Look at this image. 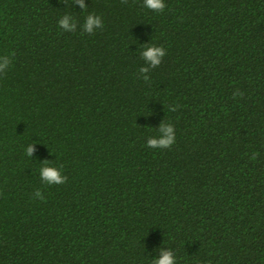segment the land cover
Instances as JSON below:
<instances>
[{
	"label": "trees",
	"instance_id": "1",
	"mask_svg": "<svg viewBox=\"0 0 264 264\" xmlns=\"http://www.w3.org/2000/svg\"><path fill=\"white\" fill-rule=\"evenodd\" d=\"M143 2L0 0V264H264V0Z\"/></svg>",
	"mask_w": 264,
	"mask_h": 264
},
{
	"label": "clouds",
	"instance_id": "2",
	"mask_svg": "<svg viewBox=\"0 0 264 264\" xmlns=\"http://www.w3.org/2000/svg\"><path fill=\"white\" fill-rule=\"evenodd\" d=\"M79 2L81 9L86 10L87 6L83 3V0H76ZM128 0H122V3H127ZM143 6L147 9L162 13L166 7L164 0H144ZM60 28L65 32H75L77 29V23L73 16L65 14L59 21ZM103 22L101 17L95 14H89L85 18V22L82 26V30L86 33L92 34L97 28H102ZM146 47L141 52V58L145 61V65L139 69L143 79L149 81V75H147L151 69L158 67L161 64L162 58L166 55V50L163 46H155L145 44ZM12 63L9 55L0 56V74H5ZM237 95L243 96V93L237 91L233 93V98ZM176 107L169 106V111H175ZM159 133L156 137H149L147 139V147L152 149H170L175 143V129L174 126L169 122H163L157 128ZM34 152V143L29 144L26 148V155L31 157ZM252 159H256V155L253 154ZM40 168V178L44 184L47 185H61L67 182V176L61 174L60 168L49 165V161L45 160ZM35 199L44 200L43 193L38 189L34 193ZM160 255L153 259L152 264H177L175 254L171 249L165 250L161 247L159 249Z\"/></svg>",
	"mask_w": 264,
	"mask_h": 264
}]
</instances>
